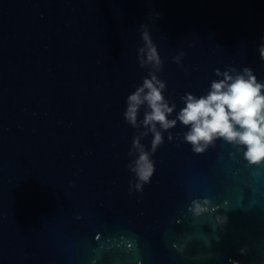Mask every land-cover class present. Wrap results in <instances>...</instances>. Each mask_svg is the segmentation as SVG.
Segmentation results:
<instances>
[{
	"label": "water",
	"instance_id": "obj_1",
	"mask_svg": "<svg viewBox=\"0 0 264 264\" xmlns=\"http://www.w3.org/2000/svg\"><path fill=\"white\" fill-rule=\"evenodd\" d=\"M142 25L169 119L217 69L264 81V0H0V264H264V164L242 150L217 140L196 154L177 122L135 190L129 150L144 128L124 112L151 70Z\"/></svg>",
	"mask_w": 264,
	"mask_h": 264
},
{
	"label": "clouds",
	"instance_id": "obj_2",
	"mask_svg": "<svg viewBox=\"0 0 264 264\" xmlns=\"http://www.w3.org/2000/svg\"><path fill=\"white\" fill-rule=\"evenodd\" d=\"M142 29L143 46L137 50V59L141 68L151 66V70L142 84L128 95L124 112L126 123L135 129L144 128L139 136H134L129 150V155L136 150L135 161L128 165L136 176L135 190L141 191L143 185L150 182L155 171L151 156L164 142L163 131L174 128L177 122L188 129L183 133V141L190 144L196 154L204 153L217 140H223L238 151L242 150L249 165L264 164V81L258 80L249 67L241 71L229 68L220 72L217 69L216 75L222 78L211 82L207 94L199 97L185 94L181 97L184 106L174 119H169L176 104H170L164 96L166 84L156 75L161 71L162 60L147 27L142 25ZM258 51L264 61V42ZM183 55L181 52L180 56ZM179 59V56L173 58L175 63H179ZM141 109L144 110L142 120L138 119ZM149 133L153 138L150 150H146L140 141ZM172 139L169 133L168 140ZM132 187L130 184V190ZM210 203L208 199L193 200L189 210L195 216H201L209 212ZM216 220L226 223L228 217L217 216ZM240 252L244 254L246 249L242 248Z\"/></svg>",
	"mask_w": 264,
	"mask_h": 264
}]
</instances>
